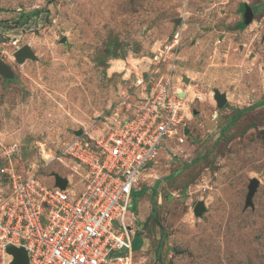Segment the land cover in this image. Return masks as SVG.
Returning a JSON list of instances; mask_svg holds the SVG:
<instances>
[{
  "label": "rangeland",
  "instance_id": "374dc122",
  "mask_svg": "<svg viewBox=\"0 0 264 264\" xmlns=\"http://www.w3.org/2000/svg\"><path fill=\"white\" fill-rule=\"evenodd\" d=\"M25 46L35 58L20 63ZM1 61L14 78L0 74V196L2 168L82 187L68 142L136 116L146 91L188 89L183 141L134 193L135 264H264V0H0Z\"/></svg>",
  "mask_w": 264,
  "mask_h": 264
},
{
  "label": "built area",
  "instance_id": "2783aa9c",
  "mask_svg": "<svg viewBox=\"0 0 264 264\" xmlns=\"http://www.w3.org/2000/svg\"><path fill=\"white\" fill-rule=\"evenodd\" d=\"M169 52L166 46L162 57ZM159 88L146 91L136 116L64 146L62 155L71 160L73 174L82 176V187L68 179L63 191L54 178L47 186L36 175L23 179L1 169L9 192L0 196V264H13L11 247L24 248L29 264H135L134 193L163 146L179 138L191 112L184 94L168 84ZM16 149L6 151L8 158Z\"/></svg>",
  "mask_w": 264,
  "mask_h": 264
},
{
  "label": "water",
  "instance_id": "95a60500",
  "mask_svg": "<svg viewBox=\"0 0 264 264\" xmlns=\"http://www.w3.org/2000/svg\"><path fill=\"white\" fill-rule=\"evenodd\" d=\"M245 15V22L250 24L253 20V11L249 7H245L244 9ZM16 59L20 63H24L27 58L34 59L35 55L33 54L32 50L29 46H25L23 49L18 51L15 55ZM0 74L3 75L5 78L12 79L14 78V74L3 61L0 62ZM216 102L219 108H224L225 105L228 103L227 97L224 94H221L219 91L216 92ZM83 132H79L77 136H81ZM55 179L56 187L60 188L61 190L65 191L68 188L69 180L67 178L62 177L58 173H54L52 176ZM259 187V181L254 179L251 181L249 185V193L246 200L247 207H253V198L257 192V188ZM205 212V207L202 202H200L195 209V214L197 216H201ZM8 252L13 255L14 262L13 264H29V256L27 251L24 248H14L11 247L8 249Z\"/></svg>",
  "mask_w": 264,
  "mask_h": 264
},
{
  "label": "bare ground",
  "instance_id": "6f19581e",
  "mask_svg": "<svg viewBox=\"0 0 264 264\" xmlns=\"http://www.w3.org/2000/svg\"><path fill=\"white\" fill-rule=\"evenodd\" d=\"M117 66V65H116ZM186 82L187 83H189V80H186ZM175 89L177 90V92L178 93H182V94H184V95H186V96H184V101L185 102H188V94H189V90L187 89V90H183V89H181V88H177V87H175ZM216 92H218V91H215V92H213V98H214V100H215V102H216V96H217V94H216ZM185 93H187V94H185ZM221 93V92H220ZM221 94H223V93H221ZM224 95H226V94H224ZM226 97H227V95H226ZM227 100H228V98H227ZM187 105V104H186ZM50 158V157H49ZM47 159V158H46ZM203 204H204V207H205V210H206V205H205V203L204 202H202Z\"/></svg>",
  "mask_w": 264,
  "mask_h": 264
},
{
  "label": "crops",
  "instance_id": "0c3cea01",
  "mask_svg": "<svg viewBox=\"0 0 264 264\" xmlns=\"http://www.w3.org/2000/svg\"><path fill=\"white\" fill-rule=\"evenodd\" d=\"M150 215H151V214L149 213V215L146 217V219H145L144 223H146V222L148 221V219H149ZM146 220H147V221H146ZM138 232H140V230H138ZM138 232H137V233H138ZM136 236H137V235H136ZM143 248H144V246H142V249H143Z\"/></svg>",
  "mask_w": 264,
  "mask_h": 264
}]
</instances>
